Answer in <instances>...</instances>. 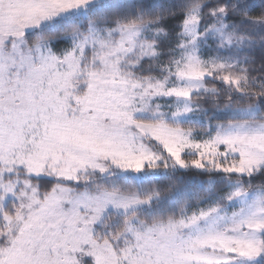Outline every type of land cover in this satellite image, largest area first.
<instances>
[{
	"label": "snow or ice",
	"instance_id": "snow-or-ice-1",
	"mask_svg": "<svg viewBox=\"0 0 264 264\" xmlns=\"http://www.w3.org/2000/svg\"><path fill=\"white\" fill-rule=\"evenodd\" d=\"M0 264H264V0H0Z\"/></svg>",
	"mask_w": 264,
	"mask_h": 264
},
{
	"label": "trees",
	"instance_id": "trees-1",
	"mask_svg": "<svg viewBox=\"0 0 264 264\" xmlns=\"http://www.w3.org/2000/svg\"><path fill=\"white\" fill-rule=\"evenodd\" d=\"M255 57H256L257 65H258L259 62L261 61V58H262L261 53H259V52L255 53ZM205 107H212V105L211 104H205ZM209 115H211V113H209ZM220 119H224V118L221 117ZM187 176H197L199 179H206L207 178L206 176H202V175H200L199 173H196V172H190V173L187 174ZM161 183H163V182H161ZM253 183L254 184L259 183V180L254 181Z\"/></svg>",
	"mask_w": 264,
	"mask_h": 264
}]
</instances>
